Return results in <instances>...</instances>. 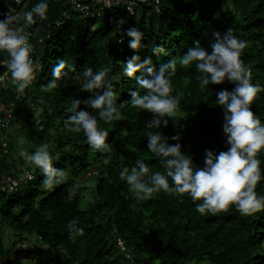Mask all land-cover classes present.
<instances>
[{"label":"trees","instance_id":"1","mask_svg":"<svg viewBox=\"0 0 264 264\" xmlns=\"http://www.w3.org/2000/svg\"><path fill=\"white\" fill-rule=\"evenodd\" d=\"M7 1L0 0V9ZM22 1L24 12L40 2ZM47 3V19L26 25L38 70L18 100L7 68V53L0 52V76L5 75L0 83V117L4 107L15 103L10 131L5 135L0 129V176L18 178L23 174L16 173L6 159L14 151L15 124L24 131L33 123L40 131L36 142L48 145L50 154L59 156L53 166L63 170L66 177L49 190L35 167L33 179L20 182L14 191L0 190V255H10L12 244L36 235L40 239L32 243L28 254L31 264H252L259 257L258 247L263 249L261 264L264 211L242 216L230 206L226 212L202 215L196 210L201 201L164 191L142 200L121 180L120 173L125 167L131 170L140 160L152 173L165 174L161 158L147 149L150 130L145 122L152 114L130 104L131 91H146L135 79L123 75V65L133 56L139 58L137 63L151 61L135 74L140 78H149L148 67L158 72L163 64L177 61L171 94L179 99L178 110L171 119L166 118L167 127L153 131L168 137L169 144L177 143L171 137L179 135L182 153L199 168L204 166L206 150L216 154L227 151L222 132L224 114L216 100L220 91H231L235 85L225 82L201 88V74L194 64L181 67L179 59L195 46L194 41L210 51L213 33L223 34L231 28L235 36L247 42L241 59L251 71L252 83L264 88V0H163L159 6L136 8L134 15L120 6L104 10L106 20L103 15L83 16L71 10L66 0ZM63 13L68 18L58 25ZM24 22L23 18L19 24ZM133 27L144 37L136 51L128 47L129 38L124 36ZM156 48L164 52L156 53ZM62 59L73 64L75 71L57 81L56 88H49L52 70ZM89 69L94 73L108 70L106 79L113 85L122 119L104 122L84 105L83 101L103 91L80 90V75ZM74 100L81 101L77 111L97 115L98 127L108 133L109 152L92 149L83 131L66 129ZM251 110L264 123V92L253 101ZM4 141L7 147L2 149ZM24 152L35 151L27 145ZM104 159L109 164L105 165ZM257 159L264 169V154H258ZM256 192L264 195V181L257 184ZM73 220L75 227L84 230L83 235L70 233L68 225ZM118 240L124 242L125 251Z\"/></svg>","mask_w":264,"mask_h":264},{"label":"clouds","instance_id":"2","mask_svg":"<svg viewBox=\"0 0 264 264\" xmlns=\"http://www.w3.org/2000/svg\"><path fill=\"white\" fill-rule=\"evenodd\" d=\"M162 1L142 4L139 7L151 4L159 6ZM14 2L20 4L21 0ZM48 9L47 0H40L30 11L22 14L25 23L34 25L46 20ZM16 21L17 16L11 14L0 20V52L7 53V68L16 85V91L23 95L35 79L38 66L31 56L32 45L28 35L16 26ZM124 36L129 38L128 47L134 51L140 48L144 38L143 33L135 27L124 32ZM213 37L210 51L202 47L199 41H194L195 46L179 59V65L188 67L194 64L197 72L201 74V88L225 82L235 85L231 91H220L216 100L224 114L222 132L226 138L227 151L216 154L206 150L204 166L199 168L193 164L190 156L182 153V145L178 142L179 135L171 137V140L177 143L169 144L168 137L153 131L162 125L167 127L166 118L171 119L178 110L179 99L171 94L177 61L172 59L163 64L158 72L148 67L149 78H140L135 74L142 71L151 61L137 63L139 58L133 56L123 65V75L135 79L139 88L146 91L144 94L131 91L130 104L133 108L152 114V119L145 122V127L150 130L147 133V149L161 158L160 163L165 169V174L152 173L146 163L137 160L136 166L131 170L123 168L120 178L126 181L142 200L149 199L154 193L161 191L187 194L193 202L201 201L196 210L202 215L206 212H226L230 206H234L242 216H252L264 211V195H258L256 192L257 184L264 181V169L261 168V161L257 159L258 154H264V123L251 110L253 101L264 92V88L252 83L251 71L241 59L247 42L235 36L231 28L223 34L215 32ZM154 52L163 53L164 49L156 48ZM73 71V64L60 60L52 70L53 78L48 87L56 88V82ZM107 72L106 69L95 73L91 69L83 72L80 75V90L88 93L103 90L102 94L95 95V98L89 97L83 103L97 112L100 120L111 122L122 119V114L116 104L113 85L106 79ZM80 104V100L72 102L69 111L73 114L65 122L66 129L74 133L83 131L92 149L102 154L109 152V144L106 142L108 133L98 127V118L93 112L77 111ZM19 155L40 169L44 176V186L49 190L65 181L66 173L53 166V161L58 160L59 156L51 155L48 145H40L31 154L21 151ZM103 163L107 165L109 160L104 159ZM169 178L172 181L171 186ZM76 223L73 220L68 225L70 233L83 235L84 230L75 227Z\"/></svg>","mask_w":264,"mask_h":264},{"label":"built area","instance_id":"3","mask_svg":"<svg viewBox=\"0 0 264 264\" xmlns=\"http://www.w3.org/2000/svg\"><path fill=\"white\" fill-rule=\"evenodd\" d=\"M71 10L81 13L86 17H100L103 10L111 9L114 7H124L130 15H134L136 8L142 4H148L150 2H158L159 0H66ZM25 5L21 0L20 4H16L14 0H8L5 8L0 9V20L4 19L6 15L17 16L16 26L23 29L24 33L29 35V31L26 29V25H20L19 22L23 19V13ZM68 18V14L63 13L61 21L58 25ZM25 23V22H24ZM5 79V75L0 76V83ZM20 94L17 92L15 100H18ZM14 102V101H13ZM11 102L8 106L3 108V116L0 117V129L5 135L11 129L12 114L15 103ZM2 147H6V141L2 142ZM1 158V156H0ZM33 177L28 171L21 174L18 178L13 177L10 174H4L0 176V190L2 191H14L20 182L30 180L29 177ZM40 236L28 235L26 239L18 241L10 246V255H0V264H31V260L28 256L30 247L34 241H38ZM118 245L122 251H125L124 242L118 240ZM126 258L130 259V255L126 254ZM132 262V260H131ZM136 264L135 262H132ZM264 264V261L261 263Z\"/></svg>","mask_w":264,"mask_h":264},{"label":"rangeland","instance_id":"4","mask_svg":"<svg viewBox=\"0 0 264 264\" xmlns=\"http://www.w3.org/2000/svg\"><path fill=\"white\" fill-rule=\"evenodd\" d=\"M104 16L105 15L103 14V19L106 20L105 19L106 17L104 18ZM25 128L26 129L22 131V129L19 127L18 124H15V126L13 127V130H12L13 138L12 139L14 141V144H13L14 151L12 155L8 159H6L9 166L16 173H21V172L24 173L26 170H29L31 173H33V171L35 170V166L32 165L30 161H27L24 157L22 160H20L19 153L21 151H25L27 148V145L32 146L34 151L36 150L37 147H39L40 145H43L40 142L39 143L36 142L38 133H40L36 125H34L33 123H28L27 126H25ZM1 168L2 167H0V169ZM5 234H6L7 241H9L10 235H9L8 230H6ZM11 242L12 241L8 243L11 244ZM257 252H258L259 257L256 260H254L252 264H259L263 260L262 258L263 249L261 247H258Z\"/></svg>","mask_w":264,"mask_h":264}]
</instances>
